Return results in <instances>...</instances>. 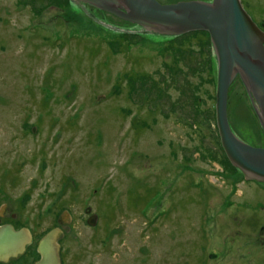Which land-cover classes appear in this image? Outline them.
Listing matches in <instances>:
<instances>
[{
    "label": "rangeland",
    "instance_id": "rangeland-1",
    "mask_svg": "<svg viewBox=\"0 0 264 264\" xmlns=\"http://www.w3.org/2000/svg\"><path fill=\"white\" fill-rule=\"evenodd\" d=\"M241 2L264 27V0ZM216 73L204 31L156 34L81 1L0 0L1 221L37 235L68 210L66 264H264V183L224 154ZM227 117L264 147L239 77Z\"/></svg>",
    "mask_w": 264,
    "mask_h": 264
},
{
    "label": "water",
    "instance_id": "water-1",
    "mask_svg": "<svg viewBox=\"0 0 264 264\" xmlns=\"http://www.w3.org/2000/svg\"><path fill=\"white\" fill-rule=\"evenodd\" d=\"M74 1L91 4L156 34L206 32L216 57L215 120L224 154L246 180L264 183V147L253 146L237 137L227 117L228 88L239 77L264 131V31L241 0H180L168 4L158 0ZM96 219L94 214L88 223L94 225ZM60 233L61 229L54 227L38 242L43 260H57ZM30 240L27 227L15 229L10 223L0 225V259L22 253Z\"/></svg>",
    "mask_w": 264,
    "mask_h": 264
},
{
    "label": "flooded vegetation",
    "instance_id": "flooded-vegetation-1",
    "mask_svg": "<svg viewBox=\"0 0 264 264\" xmlns=\"http://www.w3.org/2000/svg\"><path fill=\"white\" fill-rule=\"evenodd\" d=\"M254 20V18H253ZM255 21V20H254ZM256 22V21H255ZM257 23V22H256ZM257 25L264 31V27ZM0 210V216H3L5 214V206L2 205ZM88 211V210H87ZM63 213H66L64 216L62 215ZM96 214V213H94ZM93 213L89 214L88 217L94 215ZM97 216V214H96ZM88 223V218L86 219ZM71 215L68 210H63L59 217L57 218V223L56 225L52 226L51 228L47 229L41 234L35 235L32 230H30L28 227V230L30 231L31 234V240L29 244L25 247L24 251L16 256H9L6 260L0 259V264H66V261L68 258L71 257V252L67 250L65 246V240H66V230L64 227L69 225L71 223ZM97 222V219H96ZM5 223H10L14 226L15 229H19L21 227H17L10 221H1L0 219V225L5 224ZM96 224V223H95ZM94 224V225H95ZM26 227V226H25ZM58 227L61 229V233L57 239L58 242V250L56 252L57 254V260H48L45 261L43 260L44 256L40 252L39 247H38V242L40 239L52 228ZM98 262L95 259H91L89 261H86L85 264H97Z\"/></svg>",
    "mask_w": 264,
    "mask_h": 264
}]
</instances>
